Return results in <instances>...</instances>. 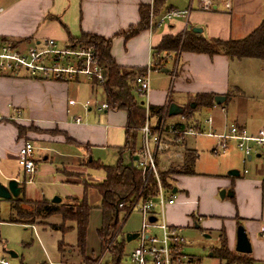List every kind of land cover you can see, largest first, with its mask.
Returning <instances> with one entry per match:
<instances>
[{
  "label": "crops",
  "instance_id": "0c3cea01",
  "mask_svg": "<svg viewBox=\"0 0 264 264\" xmlns=\"http://www.w3.org/2000/svg\"><path fill=\"white\" fill-rule=\"evenodd\" d=\"M154 2L155 0H0V40H9L16 44H21L20 46L22 47L39 44L44 40H54L60 47H64L70 44L71 38H79L82 34H94L106 39H113L111 54L118 65L125 68L147 69L152 63L153 49L160 44L162 38L165 36H177L186 31L193 30L194 28H201L203 33L199 35H202L206 39L237 41L247 38L264 21V17H252L256 13L260 14L261 7L256 5V0H236L235 3L232 0V9L230 12L224 11L222 0H213L215 8L213 13L202 11L199 2V7H194L195 9H193L191 5L189 9H186L190 10V14L187 19H184L185 21L169 24V26L160 33H157L159 28L153 26V28L142 31L129 41H125L123 37H116L117 34L128 30L131 26H137L141 21L140 7L149 6L152 8L153 5H155ZM170 8L171 10H179L172 6H170ZM164 10L163 13L156 16L155 20H158L168 10L166 3ZM236 10H239L240 13L239 24L244 26L249 24L244 32L246 36L240 39L232 38V23L234 18L232 15ZM225 14L226 16H223ZM248 14H252V16L247 18ZM223 31H228V34H222ZM206 32H208V34H206ZM120 40L124 42V52H119L116 49V45L119 44ZM235 61L238 63H249L252 65L251 67L254 68L255 66L258 68L259 65H264V61L258 59L231 60L224 55L210 58L205 54L188 52L181 53L177 57L176 62H174V66H172V64L170 66V63L165 64L166 66L164 69L170 71L167 74H171L173 80L180 76V81H182L183 84L179 86L178 82L175 81V83L177 82V86H175L176 89H171L164 96H159L152 91V93L148 94L145 103L146 108L149 106L165 107L166 116L163 120V140L168 147L179 148L181 146L187 151V154L189 151H194L197 155V151L188 149L185 140L186 136L181 139L179 136L168 133V130L172 128L187 130L192 127H202L206 132L215 131L219 134L218 131H220L224 133L229 124H222L218 118H213L211 116V123L208 122L210 117L207 120L195 118L198 111L202 108L216 109V107L225 110L229 102L241 99L244 101L246 99L255 100V97H246L247 93L242 89L241 83L232 79L231 66L234 65ZM169 67L172 68V70H170ZM162 70L159 71L162 72ZM83 83V78L75 82L62 83L45 79H34L25 73L17 77L0 74V182L7 184L9 180L16 179L20 183L19 180L21 178L24 181L25 177L17 162V153L24 142L30 141V139L34 141L30 142L35 145L36 150L38 149L42 152L39 160L36 159L38 170L40 163H44L45 165L47 163L53 164L55 166L53 173L59 174L62 181H64V178H62V173L57 169L58 165L55 161L51 162L50 158L59 156L70 161H78L88 157L89 160L92 161V158L89 156L92 148L97 145L107 146L111 143V129L113 125L110 123L116 122L118 112L123 111H104L107 115L106 121L109 122L107 129L96 124L82 126L83 117L80 113L73 114L72 121H68L69 115L72 113L71 110H74L76 107H80L81 111L84 113H90L95 110L92 108L85 111L82 106V101L70 97V85H81ZM43 86L46 87V91H44L42 95L40 93L38 94V103L41 109L39 111L45 113V115L56 114V116H59L58 120L37 119L36 117L24 116L23 112L25 111V106L23 104L25 101L20 98L16 99L12 105L13 114L8 113L7 110L2 108L1 105L5 98L11 97L14 99V95L10 96V92L5 91L4 88L13 87L11 91L14 92L15 89V91H18L16 96H20V87H26L25 89L33 91L34 88L43 89ZM91 88L94 95L97 94L99 89L103 90L100 86L94 84H91ZM175 93L178 94V98H175ZM200 94L222 96L226 98V101L220 106L216 105L215 100L214 106L212 107L198 105L195 102V97ZM88 100L89 99L86 101ZM70 101H74L76 104L70 105ZM86 101H84V103ZM238 104H240V102L236 105ZM172 105L177 106L179 110H183V112L170 116L169 109ZM238 111L240 115H236L235 119H232V124L243 125L252 133L264 130V127L249 129L248 125L253 124L254 121L253 116L249 117L248 113L241 111L240 108H238ZM124 114L125 123L122 128L125 137L127 116L125 112ZM77 117L82 119L81 124H76L75 119ZM151 120V125L154 126L157 120L155 118ZM9 121L27 127L34 126L35 128L44 130L57 127L62 135L52 136L48 134L45 135L44 140L40 139L39 141H37L36 134H29L25 137H21L16 126ZM65 137L73 141H71V144L85 149L87 154L82 158L74 159L55 153L53 151V144L58 143V141H63L65 143ZM139 138H141L140 134ZM84 146L88 147L89 150L84 148ZM117 147L120 148L122 146ZM138 148L139 147H137V149ZM236 152L241 154L244 161L245 158L243 153L236 147H234V150L231 152H227V156L235 155ZM256 153L258 158L264 156L261 151ZM187 154L183 159L182 168L186 162ZM135 157L137 156L131 157V162L136 167L137 160L134 159ZM158 157H160L159 154ZM181 158H183V152H181ZM252 160L253 155L252 158H247V162H251ZM225 163V168H220V172L217 174L200 175L196 174L195 170L194 175L177 174V179H174L176 187H173L171 190L174 192L176 189L177 192L174 194L178 193L179 196L177 197L176 203L169 206L167 210L168 222L172 226L183 227L188 225L190 227L191 224H193L196 227V222H199L203 226L201 229L198 226V229L208 234L215 231L221 233V230L226 229L227 245L229 250L232 251L235 239L234 231L236 225L239 224L238 221L244 222L250 238L257 241L254 225L256 222L260 221V218H263L260 206L263 198L264 183H260L257 180H250L244 183L241 181L243 176H245L244 173L243 176L240 173L239 178L228 176V172L236 170V167L230 159H226ZM14 164L19 168L18 174L14 173ZM157 166L159 168L158 159ZM182 171L183 170H181V172ZM42 172L45 173V170ZM23 184L20 183L21 186ZM220 190L226 191L225 198L227 197V191L231 192L232 196L230 197L234 198L236 202H233V199L231 200L233 203H236V205L227 201L220 202ZM69 198H72L74 204L76 202L75 200L80 199L78 197H68L67 199ZM27 199L31 202H39L37 199L33 200V198L29 196H27ZM43 200L52 201L45 196ZM61 204H64L63 199ZM252 235H254L253 238ZM11 255L17 257V255L13 253ZM64 255L65 253L63 256ZM247 259L250 260L249 257H247ZM3 260L7 261L5 257L1 261ZM251 260V264H254L256 261L254 252L253 256H251ZM60 263L63 262H59L58 264Z\"/></svg>",
  "mask_w": 264,
  "mask_h": 264
},
{
  "label": "rangeland",
  "instance_id": "374dc122",
  "mask_svg": "<svg viewBox=\"0 0 264 264\" xmlns=\"http://www.w3.org/2000/svg\"><path fill=\"white\" fill-rule=\"evenodd\" d=\"M233 1L234 3L236 2V0ZM198 3V0H167L166 2L168 8L172 6L173 8H177L179 10L189 9L191 5V8L195 9L194 7H199ZM256 5H259L261 7L260 14L256 13L254 16H252V14H248L247 18H250L251 16L264 17V0H256ZM154 8L156 9V6L153 5L152 14L155 18V16L159 12H155L156 10L153 11ZM166 13L167 11L165 12V14ZM239 14V10H236L232 15L234 17L232 23L233 39L244 38L246 36L244 35V32L249 26V24L245 26L239 24ZM223 16H226V14ZM181 21L185 20L175 18L172 21H167L162 28H159L157 30V33H160L161 31L166 29L169 24H175ZM206 34H208V32H206ZM222 34L227 35L228 31H223ZM124 48V42L120 40L119 44L116 45V49L119 52H124ZM162 56L166 57L167 63H170V66L171 64L172 66H174V62H176L178 57V55L175 53H162ZM251 66L252 65L246 62L238 63L237 61H235L234 65L231 66V76L234 81H238L241 83L242 89H244L247 93L246 97H255V100L252 101L246 99L244 101L243 99H241L229 102L225 110H222L218 107H216V109L202 108L198 111V114H196L195 118L207 120L211 116L213 118H218L222 124L225 123L231 125L233 122L232 119H235L236 115H240V113H238V108H240L241 111L248 113L249 117L253 116L254 121L253 124L248 125L249 129H259L261 127H264V65H259L258 68L256 66L255 68ZM169 69L172 70V68L170 67ZM146 70L148 72V68ZM149 80L150 90L148 94L152 93L153 91L159 96H164L171 89L175 90L177 82L179 86L180 84H183V82L180 81V76L176 79L174 78L173 80V76L171 74L163 73L159 70L150 71ZM175 81L177 82L175 83ZM12 88L13 87H6L4 88V90L9 91L10 96L14 95V99L11 97L5 98L1 105L4 110L8 111V113L13 114L12 105L16 99L20 98L21 100L25 101L23 104L25 106V111L23 112L24 116H31L34 118L36 117L37 119L47 120L59 119V116H56V114L45 115V113L39 111L41 109L39 108L40 105L38 103V94L40 93L42 95L44 91H46L45 86H43V89L34 88L33 91L25 89L26 87H20V96H16V93L18 91H15L14 89L13 92L11 91ZM70 88V97L82 101L83 104L87 99L96 100L98 104H102L105 102L103 90L99 89L97 94L94 95L92 92L91 83L86 79H84L83 84H73L72 86L70 85ZM175 95V98L179 97L178 94L175 93ZM135 96L137 99H140L144 102H146L147 100V96H140L138 93H135ZM238 102H240V104L236 105ZM71 112L72 113L69 115L68 121H72L73 114L80 113L83 117L82 126H91L93 124H96L104 127L105 129L108 128L109 122L106 121L107 115L104 113V111L98 112L96 110H93L90 113H84L83 111H81L80 107H76L74 110H71ZM151 122L152 120L150 121V124ZM124 123V112H118L116 122L110 123L111 125H113V128L111 129V143L107 146L97 145L92 148L91 152L89 153L92 161H90L88 157L78 161H70L59 156L50 158L51 162L55 161L58 165L57 169L62 173V178H64V181H62L59 174L53 173L55 169V166L53 164L47 163L45 165L44 163H40L39 170H37L33 183L25 184L24 197L26 200H28L27 196L33 198V200L37 199L39 202L43 201L44 196L49 198L50 200H53V198L55 197H60L63 199L64 204H69L70 206H72L74 202H72V198H67L78 197L81 199L84 195V188H87L88 201L89 204L93 207V210L90 215L87 234V248L85 254L86 257L91 259L93 262H96V264H114L112 256L110 254L106 255V251H104L98 236V231L102 228V213L100 211L101 197L96 191V186L105 179V173L103 169H99L101 168V166L115 167L118 165L120 159H123L124 165H130L132 163L129 154H124L121 157L118 152L117 146L123 147L125 144L124 130L122 128ZM13 124L18 129L19 135L21 137H25L29 134H36L37 141H39L40 139L44 140L45 135L48 134L52 136L62 135V133L59 131V128L57 127H51L52 129L50 128L48 130H44L35 128L34 126L27 127L15 122ZM218 132L219 134L221 133L220 131ZM185 138L188 149L197 151V158L194 164V170L196 174H217L220 172V168H225L226 159H230L231 162L234 163L236 170H238L242 176L245 170L248 171V174L243 176L241 180L242 182L247 183L250 180H257L260 183H264V156L258 158L257 153H253V160L251 162L244 163L243 158L239 152H236L235 155L227 156V152H231L232 150H234V145H232L229 150L225 152L220 151L218 155H214L212 153V150L217 147V145H219V141L217 138H209L207 136H198L197 138H195L188 135H186ZM65 139L67 143L70 142L68 141L69 139L67 137H65ZM30 141L34 142L31 139ZM66 142L64 143L63 141H58V143L53 144V151L59 155L68 156L74 159L82 158L87 154L85 149H83L82 147L80 148L73 144H67ZM137 147H141V138L139 137L137 140ZM84 148L88 149V147L86 146H84ZM181 152H183V158H181ZM41 153L42 152L38 149L35 151V160H39L40 156L42 155ZM186 154L187 151L181 146L179 148L163 147L161 150H159V172H167L172 170L181 172L183 159ZM13 167L14 173L18 174V166L14 164ZM43 170H45V173L42 172ZM176 175L177 174L173 175V178L175 180L177 179ZM19 181L23 184L22 178ZM172 185L173 187H176V182H173ZM223 191L225 190H220V194ZM220 194V202H232L231 199H233V202L235 201L234 198L230 197L229 191H227V197L224 199H221ZM178 196L179 195L177 193V197ZM11 201H0V261L5 257L10 264H58L59 262H63L64 264L81 263L82 253L78 248H76L78 232L75 224L68 223L67 226L69 228V231L66 234L62 235L61 232L53 230L54 225H62V219L60 216H53L52 218H48L45 220H38L32 225L28 224V222L24 223L23 226L16 223H9L8 220L11 218V216L17 218V212L13 211L12 206L14 204ZM155 202L157 203L158 200H155ZM233 202L232 204L236 205V203ZM20 208L24 211L28 210V206L24 204H21ZM167 209L166 217L168 221ZM260 211L263 218H260V221L256 222V224L254 225L257 241H254L250 238L244 222L238 221L239 224L236 225L234 231V247L231 251L234 258L237 259L244 257L247 259V257H249L252 263L251 256H253L254 252V256H256V261L254 262V264H264V236L260 234V226L264 224V192ZM125 218L126 215L124 213H120V224L118 229H121V232L117 238L118 243L123 242L125 234H137L142 229L143 217L139 212V209L136 208L135 210H133L131 215L126 219V222L123 223ZM196 224L200 227V229L203 226L199 222H196ZM177 227L181 228V235L185 239V254H187L194 260L193 264H243L237 261L221 259L218 255V250L221 247V240L222 238L226 239V229H223V234L217 231L208 234L207 232H202L193 224H191L190 227L188 225ZM242 229L247 232L249 237L248 240L250 239L249 241L252 246V251L249 254L245 255L238 253L236 249L238 234ZM150 232L160 234L159 232H154L153 230H151ZM254 235H252V238L254 237ZM61 242L64 243V256L59 252V244ZM124 247L125 255L122 260V264H130L127 256L132 250L137 247V242L126 241ZM12 253L17 255V257H13L11 255Z\"/></svg>",
  "mask_w": 264,
  "mask_h": 264
},
{
  "label": "trees",
  "instance_id": "16d2710c",
  "mask_svg": "<svg viewBox=\"0 0 264 264\" xmlns=\"http://www.w3.org/2000/svg\"><path fill=\"white\" fill-rule=\"evenodd\" d=\"M166 0H155L153 11L159 12L156 16L163 13ZM167 11H171V8ZM152 8L149 6L140 7L141 21L137 26H131L128 30L120 32L116 37H123L125 41H129L142 31L153 28L151 24ZM155 16V18H156ZM154 18V19H155ZM113 39H106L94 34H82L81 37L70 40L72 48L93 46L97 54L100 65L105 69V81L103 84H94L103 89L105 101L110 110L123 111L126 113L127 121L125 127V144L118 148L121 157L129 154L134 157L137 151V140L140 129L147 121L146 103L137 99L135 93H139L135 84L136 77L147 72L146 69L125 68L118 65L111 54ZM205 54L210 58L218 55H224L231 60L258 59L264 61V21L261 25L247 38L243 40L222 41L220 39H206L202 35L194 33L192 30L181 33L177 36H165L160 44L153 49L151 71L162 70L167 64L166 57L162 53H175L178 56L181 53ZM215 95L200 94L196 95L195 102L198 105L206 107L214 106ZM148 119L155 118L154 129H159L161 123L165 119V107L149 106ZM68 141L71 144V139ZM73 142V141H72ZM196 153L189 151L186 162L182 168V172L174 170L160 172L159 176L166 190L173 189L172 183L175 181L173 175L185 174L194 175V164ZM91 163V162H90ZM94 163V161H93ZM92 164V163H91ZM91 167V166H89ZM98 169V168H97ZM105 173V179L97 184L96 191L101 197L100 211L102 213V228L98 231V236L106 255L110 254L114 264H122L124 258L125 247L127 241L124 235L122 243L117 242L121 229L119 228V215L124 213L126 219L131 215L133 203L138 199L147 200L155 196L157 192V181L153 174L144 175L140 170L131 163L124 165L123 159L115 167L101 166ZM23 192L21 197L12 200L14 204L12 209L17 212V218L11 216L9 223L23 225L34 224L38 220H45L53 216H60L62 219L61 226H53V230L59 231L62 235L69 231L68 223L75 224L78 232V240L76 248L82 253V261L80 264H96L86 257L87 234L90 222V215L93 207L89 204L87 197V188H84L83 198L75 200V204H53L49 200L40 202H31L25 199V185H22ZM28 206V210H21L20 205ZM123 205V208H120ZM1 222V220H0ZM122 227V225H121ZM222 230V234H223ZM222 238V236H221ZM227 239L222 238L221 247L218 255L221 259L237 261L239 263L249 264L251 261L246 258H234L228 248ZM64 243L59 244L60 253L64 254ZM74 249V247H73ZM23 264V263H22Z\"/></svg>",
  "mask_w": 264,
  "mask_h": 264
},
{
  "label": "built area",
  "instance_id": "2783aa9c",
  "mask_svg": "<svg viewBox=\"0 0 264 264\" xmlns=\"http://www.w3.org/2000/svg\"><path fill=\"white\" fill-rule=\"evenodd\" d=\"M202 11L214 12L213 0H199ZM225 12L232 9V0H222ZM190 10H171L161 16L158 20L151 15V24L161 28L165 22L175 18L187 19ZM21 44L9 40H0V74L17 77L22 73L34 79H45L54 82L70 83L86 79L91 84H103L105 81V69L100 65L93 46L88 48H72L69 44L60 47L54 40H44L39 44L22 47ZM148 72L136 77L135 84L142 96H148L150 80ZM70 105L76 102L70 101ZM85 111L94 108L98 112L108 111L106 102L98 104L96 100H88L83 104ZM147 121L140 129L141 147L135 153L137 156L136 167L144 175L153 174L157 181V192L155 196L147 200L138 199L131 207L139 209L143 217L142 229L137 233V247L132 250L128 257L130 264H193V259L185 254V239L181 235V228L172 226L166 219V209L176 203L177 194L172 190H166L160 179V172L157 166L159 150L168 148L164 142V122L159 129L150 124L149 108ZM76 124H81L82 119L77 117ZM209 123L212 122L210 117ZM168 133L184 138L186 135L192 137L208 136L219 139V145L212 150L214 155L220 151H227L234 145L244 155V163L253 153L261 151L264 154V130L257 133L250 132L245 126L238 124L229 125L224 133L218 134L215 131L206 132L204 128H189L179 130L172 128ZM259 150V151H258ZM35 145L26 141L19 148L17 162L25 177L23 183H32L38 170L35 160ZM247 175L248 171H244ZM155 200H158L156 203ZM123 208V205H120ZM155 219V222L151 221ZM153 230L157 233H151ZM260 234L264 236V224L260 227ZM1 264H10L8 261H1ZM63 264V263H60Z\"/></svg>",
  "mask_w": 264,
  "mask_h": 264
},
{
  "label": "water",
  "instance_id": "95a60500",
  "mask_svg": "<svg viewBox=\"0 0 264 264\" xmlns=\"http://www.w3.org/2000/svg\"><path fill=\"white\" fill-rule=\"evenodd\" d=\"M196 34H202L203 30L201 28H194L192 30ZM162 72L169 73L170 71L168 69H163ZM226 101L225 97L222 96H216L215 97V103L216 105L220 106ZM194 107V105H193ZM183 110H179V108L175 105H172L169 109V115H174L176 113H182ZM135 160L138 158L135 157ZM228 176L230 177H240V172L238 170H231L228 172ZM23 192V187L20 185L18 180L12 179L9 180L7 184H3L0 182V200H13L18 199ZM177 190L175 189L173 193H176ZM226 191L221 192L220 196L222 199L225 198ZM229 195L232 196L231 192H229ZM53 204H61L62 199L60 197H55L51 201ZM152 222H155L154 218H151ZM198 228V225L196 226ZM127 242H131L137 238V234H125ZM237 252L240 254H249L252 251V246L250 244V241L248 240V235L245 230H241L238 234V240H237Z\"/></svg>",
  "mask_w": 264,
  "mask_h": 264
}]
</instances>
